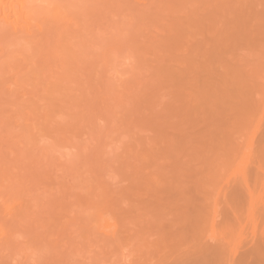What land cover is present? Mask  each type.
<instances>
[{"label": "rangeland", "instance_id": "374dc122", "mask_svg": "<svg viewBox=\"0 0 264 264\" xmlns=\"http://www.w3.org/2000/svg\"><path fill=\"white\" fill-rule=\"evenodd\" d=\"M36 9L0 27V264H264V0Z\"/></svg>", "mask_w": 264, "mask_h": 264}, {"label": "bare ground", "instance_id": "6f19581e", "mask_svg": "<svg viewBox=\"0 0 264 264\" xmlns=\"http://www.w3.org/2000/svg\"><path fill=\"white\" fill-rule=\"evenodd\" d=\"M36 17V0H0V27H10L31 35L34 23L39 21Z\"/></svg>", "mask_w": 264, "mask_h": 264}]
</instances>
